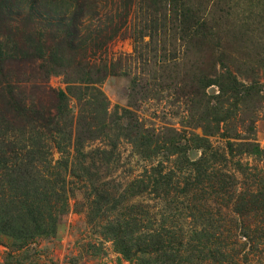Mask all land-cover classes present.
Listing matches in <instances>:
<instances>
[{
    "label": "rangeland",
    "instance_id": "1",
    "mask_svg": "<svg viewBox=\"0 0 264 264\" xmlns=\"http://www.w3.org/2000/svg\"><path fill=\"white\" fill-rule=\"evenodd\" d=\"M124 1H92L93 15L87 12L81 20L85 36L93 34L90 30L103 29L110 20L124 23L120 35L101 47L88 40L85 47L69 50L61 42L59 30L60 24H66V17L79 13L77 0H39L37 4L35 0H0V53L6 57L0 65L22 106L47 111L56 106L58 93L64 92L72 113L84 117L79 132L85 151L106 143L112 153L94 164V172L112 192L119 188L123 191L157 160H164V167L182 170L187 168L189 158L200 156L199 151L172 155L168 148L159 151L158 157L147 159L146 151L134 145L139 143L134 131L138 120L154 130L161 141L175 138L176 131L181 137H190L191 129L182 124L187 125L191 92L201 85L212 104L223 101L222 116L229 119V134L249 136L242 121L248 118L253 122L261 152V156L245 154L216 166L235 168L240 162L246 174L264 178V0H182L184 11L189 9V13L185 18L177 16L172 34L170 44L179 54V66L171 74L173 80L162 85L141 73L148 82L138 87L132 80L143 66L135 53L132 31L143 17L151 19L156 13L141 0H134L126 10ZM33 6L40 9L33 10ZM65 8L71 14L61 16ZM150 69L157 68L150 65ZM69 87L74 88L72 95L67 92ZM95 89L105 98L108 115L93 105L92 97L98 96ZM2 107L0 101V111ZM21 120L22 115L13 122L0 121V134L15 136L19 146L27 144L31 136ZM196 133L201 134V130ZM98 136L100 140H92ZM210 142L214 150L224 151L225 140L220 135L211 137ZM168 156L172 162H166ZM53 157L59 159V152L54 150ZM39 171L48 174L46 169ZM184 177L177 171L170 182L173 189L160 193H140L135 188L114 197L93 195L92 185L86 182L63 184L51 180L45 185L64 188L63 195L50 197L38 216L55 225V233L37 235L29 241L20 235L1 233L0 264H264V213L237 216L229 195L218 199L213 195L211 202L200 206L198 197L180 191ZM256 178L245 183H257ZM134 217L137 222L132 223ZM195 223L210 227L193 235ZM150 225L161 228L160 238L145 233V226ZM244 231L248 241L236 235ZM208 232H217L216 239L208 241Z\"/></svg>",
    "mask_w": 264,
    "mask_h": 264
},
{
    "label": "trees",
    "instance_id": "2",
    "mask_svg": "<svg viewBox=\"0 0 264 264\" xmlns=\"http://www.w3.org/2000/svg\"><path fill=\"white\" fill-rule=\"evenodd\" d=\"M92 1L95 0H77L76 7L79 9V13H76L72 18L66 17V24H60L61 42L69 50H75L78 45H83L82 48L85 47L88 40L93 46L97 44V47H101L102 44L105 42L107 44V41L116 38L122 32L124 23L121 21L114 23L113 20H110L108 21L110 24L105 25L103 29L90 30L93 34L88 36L83 34L84 22L81 20L87 16V12L89 15H93ZM37 2L39 3V0H35V4ZM124 3L127 10L134 4V0H125ZM140 3H146L147 8H154L156 14L151 19L147 16L143 17L132 31V38L136 43L135 53L143 66L142 72L138 71L139 73L135 74V78L132 80L133 86L138 87L140 84L146 86L150 79L159 81L163 85L166 83L165 81L173 80L171 74L179 66V54L170 44L177 24V16L187 17L185 13H189V9L184 11L182 0H141ZM179 7L181 8L180 14L178 13ZM34 9H40V7L33 6ZM70 14L68 8H65L61 16ZM124 15L127 17V14ZM100 24L103 25L104 22H100ZM146 37H149L148 42H145ZM0 61L1 64L6 61V57L2 53H0ZM150 65L157 69L148 70ZM158 72L159 75H157ZM141 73L148 77V80H143L140 77ZM7 77L6 70L0 65V101L1 105L3 104L0 121L2 123H7L9 120L13 122L22 115L24 117V120H21L23 128L29 133L31 132V136L27 144L19 146L15 136L0 134V234L20 235L24 241H29L37 235L55 233V225L45 223L38 216L43 210L44 204L49 202L50 197L63 195L64 188L50 189L45 185L46 183L50 184L51 180H60L63 184L86 182L92 185V194L97 197H114L122 190L119 188L112 192L108 187L109 184L102 183L101 178L94 172L96 169L94 164H97L98 160L109 158L112 153L106 143L102 147L89 150V153L85 151L86 145L82 140V132H79L84 117L81 113L76 115L77 117L72 113L64 92L58 93L56 106L47 111L38 106H30L28 109L22 106L15 88L6 81ZM194 88L186 110L187 125L182 124L183 127L191 129L190 137L187 135L181 137L176 131L174 132L175 138L161 141L154 130L146 128L136 120L135 128L137 130L134 131V134L139 143L134 145L136 149L140 148L144 149V152L146 151L147 159L158 157L159 151L168 148L171 149L172 155H186L190 151H199L200 156L196 159H190L188 156L187 168L182 170H176L173 168L174 166L172 168L164 167L165 161L157 160L156 164H150L152 165L150 168L146 166L144 174L130 182L122 193H129L127 191L135 188L140 193L148 191L160 193L164 189H173L171 186L173 183L170 182L178 171L186 176L182 180V189L181 185H178V188L182 193H190L193 194V197H198L197 202L200 206L201 204L206 205L213 195L216 196V199L219 196L229 195L230 203L237 216L248 217L260 212L264 213V178H259L257 175L256 178L252 173L246 174L240 162L237 164L239 168L238 166L235 168L226 166L224 167L226 170L216 166V163L232 162L235 158L245 154L261 156L260 148L254 138L253 122L248 118L242 121L243 130L249 136L241 137L239 132L229 134V119L222 116L225 113L223 101L218 102L217 105L212 104L209 95L201 88V85ZM72 89L74 88H68L69 95L74 93ZM95 90L98 96L95 94L96 96L92 97L93 105L97 111L108 115L105 98L103 100L101 92ZM220 96L217 98L220 99ZM9 116L10 118H8ZM246 123L248 125H245ZM199 129L201 134L196 133ZM218 135L225 140L224 151L220 153L214 150L213 144L210 142L211 137ZM99 137H94L92 140H100ZM72 147L74 150H71ZM54 150L60 154V158L57 160L53 157ZM166 159V162H172L169 156ZM40 168L46 169L48 174L45 171L41 173ZM69 168H71L70 172H68ZM28 169L33 170L34 174H29ZM32 175H36V179ZM253 177L256 178L257 183H245L253 181ZM30 191L33 193L31 196L29 195ZM193 217L195 216L193 215ZM209 218L215 219V216L210 215ZM218 218L223 222V218ZM131 221L134 223L137 222V219L134 217ZM141 221L143 222L145 219L142 217ZM196 224L192 227L193 235H196L200 229L202 232H206L208 226L210 227L209 224L205 226V223ZM213 225L215 226L214 223ZM144 231L150 238H160L162 234L160 227L155 228L151 225L145 226ZM216 234L217 232H208V241L216 239ZM236 235L246 238V241L249 239L246 231L241 234L236 233ZM203 236L205 237V235ZM246 244L245 242L244 246Z\"/></svg>",
    "mask_w": 264,
    "mask_h": 264
}]
</instances>
